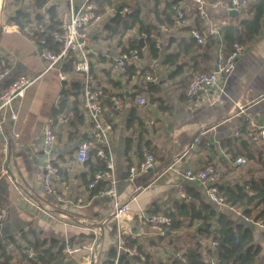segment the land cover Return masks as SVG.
Segmentation results:
<instances>
[{"label":"crops","instance_id":"0c3cea01","mask_svg":"<svg viewBox=\"0 0 264 264\" xmlns=\"http://www.w3.org/2000/svg\"><path fill=\"white\" fill-rule=\"evenodd\" d=\"M82 1L73 0V3L78 5ZM223 1L206 0L207 18L201 19L197 15L199 22L204 24L198 29L204 44L209 35L215 40L208 54L187 47L193 42L200 45L190 36L196 12L192 0H184L177 7L186 15V21L182 18L180 25L172 29L160 28L163 37L156 42V55H152L144 44L146 36H137L143 43L139 59L123 69L116 66L121 52L117 41L105 39L103 28L108 17H100L88 30L94 91L101 92L102 100L116 96L122 104L119 110H114L113 106L104 107L103 119L111 127L109 139L114 156L118 200L129 202L131 217L135 219L138 215L151 216L149 213L155 206L166 210L172 200L186 196L187 189L203 195V184L187 181L184 178L186 170L196 172L212 166L218 175L216 184L230 187L247 181L249 176L245 169L250 165L254 177L263 174L259 164L247 162L238 165L235 160L239 157L233 158V154L242 147L241 140L262 145L247 136L246 120L252 118L264 124L263 32L244 47L233 71L228 77L220 79L211 93L191 100L185 97L191 76L199 71L206 73L214 70L219 52L224 53L227 49L217 29L236 24L244 17L237 10V15H230V8H225ZM2 2L0 0V31L4 27L2 24L11 26L5 22L10 14L6 16L1 12ZM52 2L58 4L60 1ZM30 3L31 0H25L22 10H29ZM224 10L228 11V15ZM126 38L127 35L122 41ZM168 55L177 56L176 62H166ZM2 61L10 68L11 76L0 85V94L12 79L24 76L37 80L21 101L13 103L17 119L8 120L4 132L0 134V169L6 171L0 179V207L6 210L5 220L0 224V241L12 237L25 245L22 234L33 230L39 237L65 244L64 258L52 264H84L88 251L83 247L94 242L97 237L94 231L100 228L97 238L101 246L99 264L107 261L114 246L115 229L112 222L104 220H108L113 211L112 202L90 194L87 189L92 179L89 168L85 163L79 164L75 156L77 146L86 135L85 140H89L90 122L86 115L82 121L75 119L74 115L68 123L61 121L62 115L57 121L52 117L63 83L69 82V76L68 80L60 81L56 71L44 73L47 62L40 56L38 44L22 33H0V63ZM131 67L134 74L127 75L126 69ZM0 68L2 70L1 64ZM147 74L156 79L146 81L144 77ZM115 84L120 87H115ZM139 97L145 98V105L137 103ZM236 102L243 106L242 111L235 106ZM48 119L54 121L56 136L51 159L57 166L58 177L53 188L61 201H57L55 195L46 193L42 187L47 158L42 149L41 129ZM200 131H204V139L195 143L194 138ZM5 146L7 150H4ZM146 153L154 155L155 167L146 172L138 171L130 177L128 170L136 167ZM261 158L264 159V155ZM91 162L94 163V160ZM197 227H184L189 242H196ZM184 228L176 232V237L160 239L162 236L151 226L130 221V233L124 236L135 240L145 257L148 255L167 262L174 255L172 246L184 249L181 237ZM263 232L259 230L257 233ZM258 234L255 235V242L262 246L264 254V238ZM69 243L74 245L71 247ZM77 247L80 248L77 253L67 251Z\"/></svg>","mask_w":264,"mask_h":264},{"label":"trees","instance_id":"16d2710c","mask_svg":"<svg viewBox=\"0 0 264 264\" xmlns=\"http://www.w3.org/2000/svg\"><path fill=\"white\" fill-rule=\"evenodd\" d=\"M24 1L3 0L1 12L6 16L10 14L5 22L20 28L32 24L44 25L47 30L45 37L48 47L55 51L56 45H53L52 33L60 31L59 17L67 11L68 0H59L58 4L53 3V0H31L30 9L27 11L21 8ZM143 1L141 4H131L123 0L97 1V14L102 18L108 17L103 28L106 33L105 39L110 42L117 41V46L121 48L120 53L128 52L133 48L141 50L137 36L142 37L143 34L146 36L143 39L144 44L148 46L152 55H156V51H154L156 42L163 37L160 28L164 26L167 29H172L175 26L177 7L184 2V0ZM238 1L246 3L244 8L238 11L239 14L243 13L244 17L236 24L220 26L217 29V33L222 36L227 46L224 51L225 55L229 53L233 43L237 42L245 47L251 44L260 33H264V0ZM224 7L232 8V0H225ZM125 9L128 11H124ZM224 11L225 15H228V11ZM183 16L186 21V15L183 14ZM192 23H195L193 29L190 28L192 30L196 29L199 32V27L201 25L204 27V24L199 22L196 12ZM2 25L5 26L6 23ZM125 35L127 38L122 41ZM205 39L207 41L204 45H197L193 42L187 45L188 49H198L202 53L208 54L215 44V40L212 35ZM34 41L38 44L39 39L36 38ZM172 57L173 59L170 60ZM176 58L178 57L175 55H168L165 61H170L173 64L174 61L176 62ZM76 60V56L72 54L61 67V71L70 79L69 82L63 83L59 103L52 115L55 121L61 115L64 117L68 111H72L75 115L74 118L81 121L86 115L83 110V77L73 71ZM125 73L127 75L134 74V68H127ZM201 73L203 71L196 74ZM114 86L120 87L119 84ZM93 90H95L94 87ZM101 103L103 107L112 108L110 97L105 100L101 99ZM88 141L93 146L90 149V160L85 165L88 166L90 178L93 179L96 173L104 171L105 166L104 161L96 156L97 146L91 139ZM241 142L242 147L233 154V158L244 157L247 162L259 164L258 168L263 174L254 177L255 174L252 172V165H250L245 169L249 178L244 184L232 187L216 184L218 195L224 199L225 206L220 207L213 204L206 197L204 191L203 195H199L194 190L187 189L185 190L186 196L172 200L166 210L155 206L149 213L151 216L164 215L170 219L171 223L168 227H164V231L177 232L184 227L189 229L198 225L195 230L197 240L192 247L180 249L176 245L172 246L174 255L168 258L167 262L153 259L148 255L144 261H140L122 253L118 264H205L208 257H212L221 264H264L262 246L255 242V235L258 234L259 229L243 223L229 209L242 210L245 215L254 217L256 220L264 217V159L261 158L264 155V145L247 143L243 140ZM92 160L94 163L91 162ZM105 185V182L97 183L96 188L91 190L90 194H95ZM260 234L264 238V232ZM164 238L160 237V239ZM124 240L127 246L142 250L138 243L130 237L124 236ZM22 241L25 245L12 237L0 241V264H52L65 256L66 246L64 243L52 238L39 237L33 230L22 234ZM69 245L72 247L74 244L69 243ZM26 247L32 249V257H28L23 252ZM175 254H180L184 261L178 259ZM114 257L113 247L108 260L101 264H111Z\"/></svg>","mask_w":264,"mask_h":264},{"label":"built area","instance_id":"2783aa9c","mask_svg":"<svg viewBox=\"0 0 264 264\" xmlns=\"http://www.w3.org/2000/svg\"><path fill=\"white\" fill-rule=\"evenodd\" d=\"M97 1L98 0H83L80 4L75 5L73 0H68L69 6L67 11L63 12L59 17L60 31L52 33L53 45H56V50L53 51L48 47V41L45 37L46 27L40 24H32L30 26H24L22 28L17 25L4 26L1 30L2 33H22L33 39L38 38V46L40 48V56L47 62V66L44 73L48 70H54L57 72L58 79L60 81L68 80L67 75L61 71L63 63L74 54L77 58L73 66V71L83 77V110L90 122L88 131V137L97 146L96 156L104 161V171L96 173L93 176L92 181L88 184L87 189L89 191L96 188L97 183L105 182L106 185L97 190L94 195L96 197H103L110 199L112 202L113 211L108 220L104 222H112L115 229L114 239V251L115 257L111 264H118V259L122 253H126L129 257H134L140 261H144V254L137 248L127 246L124 235L130 233L129 222H138L143 225H149L155 230L157 234L162 236L164 227L170 225V219L164 215H153L144 217L138 215L135 219L131 217L129 202H120L117 194V177L115 174L114 156L111 149V142L109 139L110 125L103 119L104 107L101 103L102 94L99 91L93 90V75L90 71V50L88 43V30L93 22L100 20V16L97 14ZM197 15L201 19L207 18V11L205 7L207 5L206 0H192ZM245 2H239L238 0H232V8L230 10H242L245 6ZM124 11H128L125 9ZM183 18V13L177 8L175 16V25L178 26ZM166 30V28H163ZM190 36L200 45L204 44V38L196 31H190ZM156 47H158L156 45ZM244 47L235 42L231 45L228 54L219 52L216 60V66L214 70L209 73L194 74L191 76L188 85L185 90V97L187 100L198 96H205L211 93L217 88L220 79L228 77L233 71L236 61L243 53ZM139 59V49L133 48L128 52L120 53L116 60V66L119 69H123L129 63H137ZM2 70H0V85L4 83L11 76V70L7 64L2 61ZM145 80L148 82L154 81L156 78L147 74ZM36 79H27L24 76L12 79L6 89L0 94V134L4 132V125L8 120L17 119V111L12 108V105L16 101H21L25 96L26 91L35 83ZM110 101L114 110H119L122 107L121 101L116 96H111ZM137 103L145 105L146 100L143 97L137 99ZM235 106L242 111L243 106L236 102ZM74 116L72 111H69L61 121L68 123ZM246 132L247 136L252 138L253 141L264 145V124L255 121L252 118L246 120ZM238 133V132H237ZM42 149L46 155V164L44 167L45 173L43 176V190L46 193L56 196L54 190V181L58 177V169L51 159V155L54 149L56 140L54 131V121L48 119L42 125ZM204 131H200L194 138L195 143H199L204 139ZM91 144L88 140H83L76 148V160L79 164H84L90 160ZM4 150H7L6 146ZM238 165H245L246 159L239 157L235 160ZM155 167V157L151 153H146L139 161L136 167H131L128 172L129 176L135 175L139 172H146ZM6 174V171L0 169V179ZM184 178L189 182H198L203 184L206 197L217 206H225V201L218 195V189L216 183L218 182V175L216 170L209 166L204 170L192 171L186 170ZM57 201H61L60 197L56 196ZM81 203V201H78ZM240 221L245 224L257 227L259 230H264V217L256 220L254 217L245 215L242 210L229 208ZM6 210L0 207V224L5 220ZM100 229V228H99ZM99 229L94 231L97 235L93 243L83 247L88 251V255L84 258V264H99V250L100 244L98 242ZM69 253H77L80 248H68ZM28 257L33 256L32 249L27 247L23 251ZM177 258L184 261V259L177 254ZM205 264H221L218 261L208 258Z\"/></svg>","mask_w":264,"mask_h":264},{"label":"rangeland","instance_id":"374dc122","mask_svg":"<svg viewBox=\"0 0 264 264\" xmlns=\"http://www.w3.org/2000/svg\"><path fill=\"white\" fill-rule=\"evenodd\" d=\"M119 1H121V0H119ZM123 1H126V2H129V3H131V4H133V3H138V4H141L142 2H144L143 0H123ZM186 231H187V229L186 228H184L183 229V235H181V237H182V240H183V248L185 249L188 245L189 246H192L193 244H194V241H188V235L186 234L185 235V233H186ZM193 240H195V238H192ZM165 256H167V255H165ZM165 256H164V258H165Z\"/></svg>","mask_w":264,"mask_h":264},{"label":"water","instance_id":"95a60500","mask_svg":"<svg viewBox=\"0 0 264 264\" xmlns=\"http://www.w3.org/2000/svg\"><path fill=\"white\" fill-rule=\"evenodd\" d=\"M117 11H119V8H117ZM229 14L230 15H237V12L236 10H230L229 11ZM139 44H141L140 46L142 47V39H139ZM87 137V135H86ZM86 137H84V140L86 139ZM133 232V230L131 231ZM134 232H136V229H134ZM177 233L176 232H172V231H169V230H166L163 232L162 236L166 237V238H173V237H176Z\"/></svg>","mask_w":264,"mask_h":264}]
</instances>
